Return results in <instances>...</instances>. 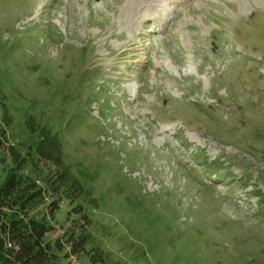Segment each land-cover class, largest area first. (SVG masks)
Wrapping results in <instances>:
<instances>
[{
	"label": "rangeland",
	"instance_id": "rangeland-1",
	"mask_svg": "<svg viewBox=\"0 0 264 264\" xmlns=\"http://www.w3.org/2000/svg\"><path fill=\"white\" fill-rule=\"evenodd\" d=\"M31 118L97 200L46 243L81 225L105 264H264V0H0V184L11 146L53 168Z\"/></svg>",
	"mask_w": 264,
	"mask_h": 264
},
{
	"label": "trees",
	"instance_id": "trees-1",
	"mask_svg": "<svg viewBox=\"0 0 264 264\" xmlns=\"http://www.w3.org/2000/svg\"><path fill=\"white\" fill-rule=\"evenodd\" d=\"M3 107V122L10 127L12 116ZM26 125L32 135H39L35 149L39 161L46 166L51 163L53 168L47 167L46 175L42 178L32 177L34 173L22 175L27 159L21 157L14 146L9 147L15 167L9 170L0 184V264H59V253L64 251L65 245L71 247L73 255L90 254L93 263L105 264L106 254L101 248L92 246L94 238L87 227L78 226L79 232H76L77 228L70 230L63 242L59 239L54 245L46 243L45 237L51 232L50 220L64 201L71 207L70 215L79 217L90 226L84 207L95 206L97 200L92 198L91 192L66 163L59 133L44 127L38 131L32 118L27 120ZM7 141L6 130L0 128V149L7 146ZM49 198H52L48 205L49 214L38 218L34 211L43 207ZM88 246L92 248L89 251Z\"/></svg>",
	"mask_w": 264,
	"mask_h": 264
}]
</instances>
